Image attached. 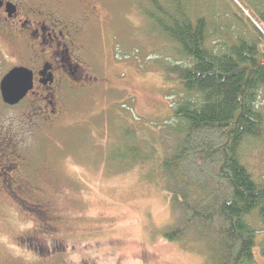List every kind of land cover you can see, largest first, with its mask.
<instances>
[{
  "label": "rangeland",
  "instance_id": "obj_1",
  "mask_svg": "<svg viewBox=\"0 0 264 264\" xmlns=\"http://www.w3.org/2000/svg\"><path fill=\"white\" fill-rule=\"evenodd\" d=\"M13 1L63 19L79 20L83 10L95 14L79 30L97 46L99 80L93 88L71 90L49 123L40 119L33 126L25 107L0 118V134L18 140L28 187L39 190L24 203L0 196V264H206L199 244L163 237L176 215L158 161L171 141L161 126L172 116L167 96L176 88L161 73L169 49L163 36L133 0ZM200 1L214 15H227L228 23H235L229 16L234 5L254 19L240 0ZM260 104L264 110V93ZM133 144L136 152L129 149ZM242 156L262 179L264 138L246 142ZM46 224L54 234L39 232ZM27 237L39 252L24 248ZM254 260L264 264L258 247Z\"/></svg>",
  "mask_w": 264,
  "mask_h": 264
},
{
  "label": "trees",
  "instance_id": "obj_2",
  "mask_svg": "<svg viewBox=\"0 0 264 264\" xmlns=\"http://www.w3.org/2000/svg\"><path fill=\"white\" fill-rule=\"evenodd\" d=\"M240 1L252 21L235 5L231 24L200 0H133L167 42L161 73L176 84L161 126L171 141L158 160L176 214L163 237L199 244L206 264H255L257 247L264 258V177L242 156L246 142L264 138V0Z\"/></svg>",
  "mask_w": 264,
  "mask_h": 264
},
{
  "label": "flooded vegetation",
  "instance_id": "obj_3",
  "mask_svg": "<svg viewBox=\"0 0 264 264\" xmlns=\"http://www.w3.org/2000/svg\"><path fill=\"white\" fill-rule=\"evenodd\" d=\"M94 17L97 18L83 10L79 20L63 19L37 8L28 9L13 0H0V38L8 48H0V62L6 70L1 79L12 69L21 68L27 71L31 83L25 96L13 106L3 103L0 92V118L6 111L25 107L33 126L40 119L49 123L59 116L71 90L93 88L97 84V46L93 45L92 37L86 42L79 30L84 21ZM17 141L12 134H0V196L24 203L29 194H37L39 190L28 187V176L20 172L21 149ZM43 215L39 212L38 219ZM50 227L41 226L39 232L52 235ZM24 239L25 249L39 252L34 238Z\"/></svg>",
  "mask_w": 264,
  "mask_h": 264
},
{
  "label": "water",
  "instance_id": "obj_4",
  "mask_svg": "<svg viewBox=\"0 0 264 264\" xmlns=\"http://www.w3.org/2000/svg\"><path fill=\"white\" fill-rule=\"evenodd\" d=\"M24 69H12L0 81V92L3 103L13 106L25 96L31 87L30 76Z\"/></svg>",
  "mask_w": 264,
  "mask_h": 264
}]
</instances>
